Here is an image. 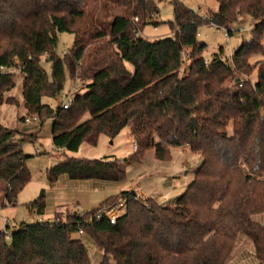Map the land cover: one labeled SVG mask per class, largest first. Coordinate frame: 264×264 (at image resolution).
Here are the masks:
<instances>
[{
  "label": "trees",
  "instance_id": "obj_1",
  "mask_svg": "<svg viewBox=\"0 0 264 264\" xmlns=\"http://www.w3.org/2000/svg\"><path fill=\"white\" fill-rule=\"evenodd\" d=\"M90 1L0 0V67L19 70L24 107L51 120L53 148L75 153L125 128L137 147L123 159L66 157L46 170L47 182L67 176L120 184L149 149L166 161L171 147H184L201 164L173 206L141 202L130 191L105 199L98 209L125 201L116 221L97 217V208L64 221L56 213L40 219L42 190L26 205L36 221L17 224L8 239L0 231V264H92L81 235L101 252L99 264H226L239 236L264 264V225L254 220L264 215V0H215L218 9L207 16L173 0L171 34L153 40L136 35L162 24L152 20L159 16L153 0H113L123 12L109 22L85 10ZM243 16L252 21L250 37L231 60L222 46L205 60L199 29H224L229 40ZM60 33L73 36L63 56L55 52ZM12 75L0 73V106L15 87ZM66 76L83 88L53 110L42 98L55 99ZM19 134L0 123V207L15 206L31 181L33 156Z\"/></svg>",
  "mask_w": 264,
  "mask_h": 264
},
{
  "label": "rangeland",
  "instance_id": "obj_2",
  "mask_svg": "<svg viewBox=\"0 0 264 264\" xmlns=\"http://www.w3.org/2000/svg\"><path fill=\"white\" fill-rule=\"evenodd\" d=\"M153 1L157 4L159 16L153 17L152 20H158L162 24L159 26L147 25L143 30L139 29L136 34L149 40L171 34L168 22L173 20L171 5L173 0ZM178 1L203 16H207L208 12H216L218 9L215 0ZM85 10L97 20L106 22H109L114 15L123 12L116 5L114 6L113 0H91L86 5ZM251 26L252 21L249 17H241L239 22L233 26L234 32L229 40H226V33L220 29L209 26L201 27L198 31V39L207 45L203 52V58L210 60L217 48L222 46L225 57L231 60L234 49L242 41L249 39ZM72 42L73 36L71 34H58L56 54L63 56L71 47ZM41 64L49 73V64L44 61ZM12 73L15 87L3 94L6 103L0 106V123L20 133L19 136L26 140L22 145L23 152L33 157L26 164L31 173V181L17 195L15 206L0 207V231L10 233L12 228L16 226H7L8 230H6L5 221L14 224L36 221L38 217L29 212L26 205L36 199L42 190L45 192V211L40 219L50 221L56 219L57 216L58 220L64 221L65 217L72 212L83 213L98 209V206L105 199L112 196L117 197L121 191L134 192L136 198L144 203L149 202L148 198H153L161 205L173 206L175 200L192 181L195 170L201 164V157L187 148L171 147L169 149L170 158L166 161H158L154 151L152 149L147 150L139 164L126 168L125 180L120 184L104 181H71L67 176H60L54 185H50L47 182L46 170L60 163L66 157L73 156L90 160H100L104 157L123 159L135 151L134 146L136 145L130 139L129 129L125 128L113 139L100 135L96 146L84 143L75 153L55 150L51 143V120L42 121L38 118L37 121L32 122V119L36 117L26 111L24 107L20 89L21 74L17 69L13 70ZM82 88L83 85L78 80L66 76L62 92L55 99L42 98V102L54 110L58 105H62L66 97L74 96ZM26 119H29L30 123H26ZM1 187L2 184H0ZM1 198L2 191L0 189V203ZM98 210H103V208ZM55 213L56 216H54ZM119 214L122 215L123 210L119 211ZM254 220L264 225V215L256 216ZM76 236L80 237L79 235ZM81 239L87 249L91 263L99 264L101 252L86 236L81 235ZM6 241L9 242V240ZM226 264H258L248 239L238 237L233 253Z\"/></svg>",
  "mask_w": 264,
  "mask_h": 264
},
{
  "label": "built area",
  "instance_id": "obj_3",
  "mask_svg": "<svg viewBox=\"0 0 264 264\" xmlns=\"http://www.w3.org/2000/svg\"><path fill=\"white\" fill-rule=\"evenodd\" d=\"M220 30L224 31V29H220ZM225 38H226V40H228L227 35H226ZM12 71H13L12 69H7V68L0 67V73L1 74L9 73V72L11 73ZM73 97L74 96L66 97L64 99L63 103H62V106H69L71 104V101H72ZM25 121H26V123H30L29 119H26ZM33 121L34 122L37 121L36 118H33L32 122ZM134 150H136V146H134ZM124 205H125V201L123 199H121V200L118 201V203L115 206L110 207L108 209H103V210L98 211V214L96 216L98 217L100 214H104L109 220L116 221L119 217L122 216V215L119 214V211L123 210V212H124V207H125ZM5 224L8 227L14 226V224L10 223L9 221H5ZM5 233H6V239H8L9 238V235H8L9 233L8 232H5Z\"/></svg>",
  "mask_w": 264,
  "mask_h": 264
},
{
  "label": "crops",
  "instance_id": "obj_4",
  "mask_svg": "<svg viewBox=\"0 0 264 264\" xmlns=\"http://www.w3.org/2000/svg\"><path fill=\"white\" fill-rule=\"evenodd\" d=\"M170 35V34H169ZM169 35H164L163 37H165V36H169ZM161 38V37H160ZM14 224V223H13ZM14 225H17V224H14Z\"/></svg>",
  "mask_w": 264,
  "mask_h": 264
},
{
  "label": "water",
  "instance_id": "obj_5",
  "mask_svg": "<svg viewBox=\"0 0 264 264\" xmlns=\"http://www.w3.org/2000/svg\"><path fill=\"white\" fill-rule=\"evenodd\" d=\"M132 194H134V192H131Z\"/></svg>",
  "mask_w": 264,
  "mask_h": 264
}]
</instances>
